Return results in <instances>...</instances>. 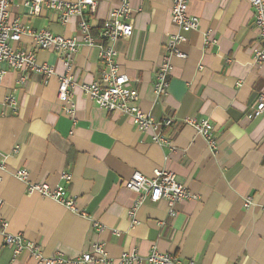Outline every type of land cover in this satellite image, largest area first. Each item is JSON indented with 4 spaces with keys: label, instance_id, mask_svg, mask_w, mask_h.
I'll use <instances>...</instances> for the list:
<instances>
[{
    "label": "crops",
    "instance_id": "obj_1",
    "mask_svg": "<svg viewBox=\"0 0 264 264\" xmlns=\"http://www.w3.org/2000/svg\"><path fill=\"white\" fill-rule=\"evenodd\" d=\"M95 1L96 11L85 15L92 36L101 41L119 1ZM130 7L132 33L115 42L116 62L138 90L144 113L174 119L162 129L169 144L154 143L152 131L141 132L130 117L100 109L81 90L106 69L98 48L82 45L74 58L75 121L57 97V76L65 73L62 60L37 51L38 62L54 69L48 83L43 75L6 66L0 83V152L6 159L0 220L9 223V233L38 244L45 256L61 252L74 258L104 243L116 261L123 253L147 256L157 247L183 263L264 264V113L249 118L264 95V63H254L261 43L249 0H190L188 13L200 19L195 30L174 24L172 0H130ZM58 17L53 12L31 17L22 0L10 10L11 21L80 40V18L63 25ZM173 35L187 39L178 45L185 59L166 51ZM17 47L34 50L32 38L24 34ZM165 58L172 67L171 86L158 98L153 87ZM10 94L17 96V112L4 105ZM187 118L213 125L216 153L183 123ZM21 170L32 183L52 190L63 186L79 212L29 192L15 176ZM159 170L176 173L197 199L178 202L173 218L165 201L148 200L137 209L138 225L132 227L128 212L137 195L125 183L136 172L152 177ZM63 173L72 180L63 181ZM0 264L36 262L26 252L14 255L0 231Z\"/></svg>",
    "mask_w": 264,
    "mask_h": 264
},
{
    "label": "built area",
    "instance_id": "obj_2",
    "mask_svg": "<svg viewBox=\"0 0 264 264\" xmlns=\"http://www.w3.org/2000/svg\"><path fill=\"white\" fill-rule=\"evenodd\" d=\"M15 0H0V83L7 75V68L22 70L27 73L43 75L46 83L55 76L54 69L47 63H39L37 51H49L58 56L63 62L65 73L58 75V99L64 103V112L75 121L76 105L73 97L75 87L73 80L74 58L82 45L98 48L101 60L106 69L103 70L101 79L91 84H83L81 90L100 109L119 113L130 117L133 124L141 132L152 131V141L158 145H168L169 141L162 134V129L169 127L173 120L165 117L157 120L150 113H144L139 102V92L130 84L129 78L120 72L116 62L114 44L119 39H126L132 33L131 20L133 10L130 7V0H117L119 6L113 9L104 23L103 39L98 41L92 36L91 26L85 13H94L97 9L95 0H76L68 2L63 0H22L24 6L29 10L31 17H42L44 12L56 13L61 24H68L72 17H79V33L81 39L67 38L57 35L47 28L33 30L24 25L21 20L11 21L10 10ZM254 12V25L258 33L261 47L256 51L254 57L255 64L264 63V0H249ZM190 0H172V20L180 29L195 30L198 28L200 19L188 13ZM29 36L33 40L34 50L19 49L17 46L22 37ZM169 40L166 51L180 59H185L187 55L180 51L178 45L185 43L187 39L182 35H173ZM206 45L209 41L206 40ZM171 64L165 58L156 73L154 93L156 97L165 96L171 86ZM4 105L18 111V99L14 94L5 98ZM264 113V95H261L257 107L251 111L249 118L259 117ZM183 123L192 127L198 134L206 139L212 153L217 152V142L213 135V125L206 119L187 118ZM19 148L14 152L18 153ZM5 156L0 152V173L5 169ZM16 178L28 186L31 193H37L42 197L51 198L62 207L73 212H79L75 202L67 197L64 187L58 185L51 189L46 183H32L29 180L27 170L17 171ZM63 181H71V175L63 173ZM1 181V177H0ZM125 187L137 195L136 202L129 210L128 216L132 227L138 225L136 211L146 201L158 203L165 201L168 205L169 217H175V207L178 202L197 199L191 195L186 186L178 181L176 173L168 171H155L152 177H147L141 173H134L125 183ZM251 205L250 199L245 200V207ZM3 202L0 199V211ZM165 226V223H160ZM9 223L0 220V231L3 233L6 247L13 250L14 255L28 253L36 264H196L194 260L183 263L177 256L169 253H161L157 247H153L147 256L140 255L137 251L123 253L116 261L107 252L104 243H98L91 247L90 251L82 253L74 258H67L61 252L51 256H45L38 244L29 242L22 234H12L8 232ZM100 229V228H98Z\"/></svg>",
    "mask_w": 264,
    "mask_h": 264
}]
</instances>
